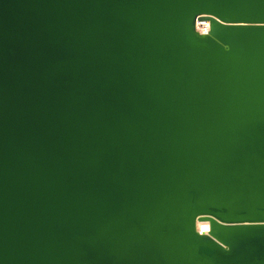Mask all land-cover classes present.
<instances>
[{
	"label": "water",
	"instance_id": "1",
	"mask_svg": "<svg viewBox=\"0 0 264 264\" xmlns=\"http://www.w3.org/2000/svg\"><path fill=\"white\" fill-rule=\"evenodd\" d=\"M0 264H264V0H0Z\"/></svg>",
	"mask_w": 264,
	"mask_h": 264
},
{
	"label": "bare ground",
	"instance_id": "2",
	"mask_svg": "<svg viewBox=\"0 0 264 264\" xmlns=\"http://www.w3.org/2000/svg\"><path fill=\"white\" fill-rule=\"evenodd\" d=\"M195 28L197 32L204 34L209 29V23L208 21L197 20L195 23ZM195 226L198 233L206 234L208 232V227H209L208 222L197 220Z\"/></svg>",
	"mask_w": 264,
	"mask_h": 264
}]
</instances>
